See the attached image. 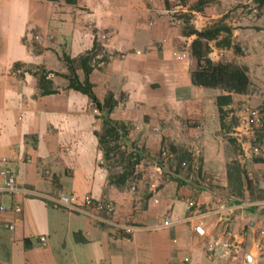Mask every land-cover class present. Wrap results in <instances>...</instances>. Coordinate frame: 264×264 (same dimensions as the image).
Returning <instances> with one entry per match:
<instances>
[{
	"label": "crops",
	"instance_id": "crops-1",
	"mask_svg": "<svg viewBox=\"0 0 264 264\" xmlns=\"http://www.w3.org/2000/svg\"><path fill=\"white\" fill-rule=\"evenodd\" d=\"M173 2L0 0V182L11 170L19 188L0 194L8 206L0 211V264H240L243 258L264 264V196L256 191L264 194V162L244 163L217 131L215 97L223 91L192 82L194 35L181 33ZM229 2L238 0L193 10L196 24L205 28L221 18ZM245 21L227 23L240 52L214 39L208 56L244 65L264 89V29ZM95 37L111 54L89 74L95 95L103 101L112 92L118 103L110 117L126 123L136 115L145 129L128 131L141 159L123 185L109 181L97 136L102 120L89 97L67 88L60 75H51L57 92L41 94L34 75L39 67L67 73L61 55L77 57ZM77 75L84 79L81 68ZM231 95L233 101L247 97ZM181 156L189 160L179 162ZM236 158L254 172L247 173L255 184L251 194L244 184L238 194L229 183L228 165ZM61 192L78 204L106 199L120 226L55 205L52 198ZM16 203L19 213L11 209ZM197 212L202 216L187 218ZM229 227L239 242L237 259L220 247L207 249V239Z\"/></svg>",
	"mask_w": 264,
	"mask_h": 264
},
{
	"label": "trees",
	"instance_id": "trees-1",
	"mask_svg": "<svg viewBox=\"0 0 264 264\" xmlns=\"http://www.w3.org/2000/svg\"><path fill=\"white\" fill-rule=\"evenodd\" d=\"M75 1V0H69ZM206 0H198L194 9L201 10ZM258 8L264 6V0H253ZM185 18L188 21V15L180 14L179 18ZM221 32H226V35L219 39ZM182 34L186 36L194 35L190 43L191 54L196 60V67L191 72L192 82L201 87L220 89L223 93L216 95L215 101L220 117L221 125H224L222 120L225 114L224 106L232 103L231 93L247 94L250 91L252 81L250 80L247 68L244 65L237 64L234 61L219 60L213 61L209 56V40L216 39L217 46H232L235 52H240V47L236 44H231L232 28L222 21H216L213 25L197 29L194 26L186 25L182 29ZM34 47H36L34 43ZM111 54H109L103 46L97 41L96 37L93 41L91 49L81 53L77 57L63 53L61 59L65 62L68 72L60 73L53 70H48L44 67H39L34 75L37 77L38 86L41 94H50L57 92L53 87L51 75L63 76L67 78V88H72L86 94L94 107L99 112V117L102 120L101 132L97 133L99 143L103 150L105 165L108 169L111 155L117 154L121 157L122 163H119V170H109V181L116 185H123L135 173L136 165L140 162L141 155L135 143L128 138V126L124 121L116 120L110 117L111 111L117 105L118 100L112 92H108L103 101H100L93 91V84L89 81V74L97 67L99 62H108ZM77 68H81L84 73V79L81 81L77 75ZM124 140L126 147L124 150H119L121 145L112 144ZM230 143H234L235 139H229ZM256 160L264 162V157H256ZM188 161L189 158L181 156L179 162ZM110 168V167H109ZM229 183L233 190L241 194L242 185L249 190L250 194L253 191V183L246 177L245 171L241 168L238 160L234 159L228 165ZM259 196H264L260 194Z\"/></svg>",
	"mask_w": 264,
	"mask_h": 264
},
{
	"label": "rangeland",
	"instance_id": "rangeland-1",
	"mask_svg": "<svg viewBox=\"0 0 264 264\" xmlns=\"http://www.w3.org/2000/svg\"><path fill=\"white\" fill-rule=\"evenodd\" d=\"M178 1V2H177ZM198 0H174L173 4L176 5L173 9L175 12L173 13V16L176 18L180 17V14H186L188 15V21H185V18H180V23L179 29L182 33L183 27L186 25L188 26H194L196 24V20H198V17L196 16L197 13L192 12L193 10L195 11L194 7L196 5ZM207 2L204 3L203 6H208L211 4H215L217 0H206ZM179 4L183 5L182 7H177ZM185 11H183V10ZM203 9H201L202 11ZM220 11L223 12V15L221 18L215 19L214 21L206 24L205 27H208L210 25H213L214 22L216 21H222V23L226 24L229 21H234L236 18L244 17L246 18V26L245 27H253L256 28L258 31L260 29H264V6L262 8H258L257 5L253 2V0H238V2H229V5H225V7H221ZM227 20L225 22L224 20ZM252 23H258V26H254ZM201 24H196L197 27L202 28L200 25ZM176 25V24H175ZM226 35V32H221L219 39L224 37ZM184 48L186 47L185 44L182 45ZM190 48V44L188 45ZM187 48V47H186ZM220 90V89H219ZM264 89L263 87H259L256 82H252V85L250 87V91L247 93V97L241 98L238 97L234 101H232L231 105L225 106V114L223 116V124L221 125L220 123V128L217 131H223L225 134V137L229 141V139L233 138L235 139L234 143H230L231 148L233 149L235 155H240L241 159L244 161V163H250L253 159L256 157H262L264 155V99L261 100L260 94H264ZM259 108L263 112V123L260 126L253 127L250 130L246 129H241L236 130V127H238V117L240 114H242L246 108ZM145 115L142 116V118ZM146 117V116H145ZM144 117V119H145ZM220 121V117H219ZM143 123V121L139 118L136 119V115L133 119L127 120L126 124L128 126L129 131H145V129H141L140 126ZM191 126L195 127L197 126V123H191ZM212 123H211V129L212 128ZM235 131H239L237 135H235ZM250 131V132H247ZM112 144H120L121 147L119 150H124L126 147V142L124 140H120L117 142H112ZM137 149H141V147L137 146L135 144ZM254 146H257L259 151L258 152H253L252 148ZM142 153L145 154L144 149H142ZM140 153V152H139ZM239 158H236L238 160ZM234 160V159H233ZM232 161V160H231ZM110 164V171H117L119 170V163H122L121 157L119 155H115L112 153L111 159L108 162ZM240 163V162H239ZM241 165V164H240ZM245 171L246 177H248V171L251 173V176L254 177V172L253 170H246L245 168L243 169ZM135 173L131 177H135ZM258 176V174H257ZM252 177V178H253ZM251 181L253 179L248 178ZM255 186V184H252ZM256 191L258 192V195L261 194V189L257 188L256 186Z\"/></svg>",
	"mask_w": 264,
	"mask_h": 264
},
{
	"label": "built area",
	"instance_id": "built-area-1",
	"mask_svg": "<svg viewBox=\"0 0 264 264\" xmlns=\"http://www.w3.org/2000/svg\"><path fill=\"white\" fill-rule=\"evenodd\" d=\"M185 53H182L180 57H184ZM263 123V112L259 108H246V110L239 115L238 117V127H236V130L246 129L250 130L253 127L260 126ZM250 132V131H247ZM239 131H235V135H237ZM253 152H258L259 149L257 146H254L252 148ZM163 155L169 156L167 150L162 151ZM4 177L2 181L0 182V194L4 193H10L13 194L16 191H18V186L15 182L16 176L11 170H7L4 173ZM133 188V187H132ZM52 202L67 210L68 212H75V213H81L85 214L91 217H96L100 219L102 222H104L107 225L111 226H120L117 221H115V209L111 203H109L106 199H96L93 197H87L84 199V201L81 204H78L75 202V199L67 194V193H59L58 196L52 198ZM194 206V202L189 200L187 202V209L189 211H192ZM222 207V206H221ZM8 209V206L5 204H0V211ZM11 209L19 213L21 211V206L19 204H13ZM221 209L218 207L215 210ZM213 211V210H212ZM202 212H197L196 214H189L187 218H192L194 216H202ZM168 222H165L164 225H167ZM248 225L251 227L253 225L252 221L248 222ZM126 228V227H123ZM264 233V230L262 231ZM38 240L41 243L47 242V237L44 235H41L38 237ZM207 249L208 251H214L217 247H220L224 250L225 253H231V256L233 259H237V252L239 249V242L234 239L233 232L231 231L230 227L225 228L222 235L220 237H212L207 239ZM187 261L188 258H185ZM240 264H248L246 258H243Z\"/></svg>",
	"mask_w": 264,
	"mask_h": 264
}]
</instances>
